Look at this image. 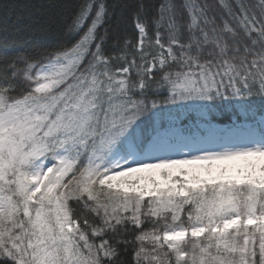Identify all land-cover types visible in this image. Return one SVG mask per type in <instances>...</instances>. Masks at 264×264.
<instances>
[{"label":"snow or ice","instance_id":"6c2138e0","mask_svg":"<svg viewBox=\"0 0 264 264\" xmlns=\"http://www.w3.org/2000/svg\"><path fill=\"white\" fill-rule=\"evenodd\" d=\"M53 7L0 24V264H264V0Z\"/></svg>","mask_w":264,"mask_h":264},{"label":"trees","instance_id":"16d2710c","mask_svg":"<svg viewBox=\"0 0 264 264\" xmlns=\"http://www.w3.org/2000/svg\"><path fill=\"white\" fill-rule=\"evenodd\" d=\"M79 0H0V24H3L5 21L4 9L9 6H15L16 11L26 10V11H37L41 10L44 12L55 11L56 8L53 6H60V10L64 12V19L71 14L73 11L74 5H76ZM113 0H109V3H112ZM149 2V0H145ZM4 33L0 32V37H3ZM28 42H42L50 37H45L40 33L34 34H25L23 37ZM231 119L236 117L231 114V110L226 111L223 115H218L214 122L220 124H229Z\"/></svg>","mask_w":264,"mask_h":264},{"label":"rangeland","instance_id":"374dc122","mask_svg":"<svg viewBox=\"0 0 264 264\" xmlns=\"http://www.w3.org/2000/svg\"><path fill=\"white\" fill-rule=\"evenodd\" d=\"M221 128H223V127H227V126H220Z\"/></svg>","mask_w":264,"mask_h":264}]
</instances>
